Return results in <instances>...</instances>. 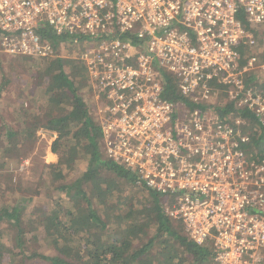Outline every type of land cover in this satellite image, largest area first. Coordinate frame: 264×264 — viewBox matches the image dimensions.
<instances>
[{"label": "built area", "instance_id": "2783aa9c", "mask_svg": "<svg viewBox=\"0 0 264 264\" xmlns=\"http://www.w3.org/2000/svg\"><path fill=\"white\" fill-rule=\"evenodd\" d=\"M43 28L83 66L104 157L216 264H264V143L245 152L233 109L264 125V0H0V52L61 55Z\"/></svg>", "mask_w": 264, "mask_h": 264}, {"label": "trees", "instance_id": "16d2710c", "mask_svg": "<svg viewBox=\"0 0 264 264\" xmlns=\"http://www.w3.org/2000/svg\"><path fill=\"white\" fill-rule=\"evenodd\" d=\"M40 32L57 47L61 46L59 43H65L66 50L64 51L66 53L67 49L71 48L70 45H67L69 42L67 36H57L47 28L41 29ZM241 52L244 56L247 54L246 49H241ZM42 59H47L44 71L50 76L48 87L45 90V93L50 96L48 101L52 106L58 105L61 102H59L60 99H55L50 95L58 92L60 96L65 97L67 104L70 105V109L63 113L57 114L50 109L49 113H46L45 124L41 126V128L45 127L57 133L52 146V151L58 155L57 163L64 160L71 162L76 152L80 153L78 150L80 143L71 144L66 148L67 151L59 150L56 147L59 140L74 131L69 127L72 120L81 125L79 128L85 139L81 149L82 152L84 149L89 152V157L87 169L78 179L72 183H61L57 186L59 191L74 189V192L68 193L69 197L66 199L57 193L52 208L49 211L41 212L39 227L43 226V231L53 242L56 251L51 254L33 252L30 256L42 258L48 264H216L211 241L199 245L188 239L186 235L179 233L176 226L178 225L185 234L184 225L181 220L168 216L162 204V196L150 191L142 183H138L136 178L130 176L126 168L103 157L104 153L103 150H100L99 142L100 127L94 116L86 114L84 103L77 96L74 81L71 79L72 75L85 74L83 66L79 62L69 61L61 55ZM65 63L67 64L66 68H64ZM167 79L171 82L170 78ZM250 79L247 83L251 82ZM164 94L177 98V93L171 83L165 85ZM33 130L34 127L27 124L24 129L5 132L6 140L0 149V174L7 180L13 174L9 166L7 167L5 164L8 163L10 157L19 159L17 156L21 151L13 139L27 132L32 133ZM79 131L77 130L78 133ZM73 136H77L76 133ZM257 141H259V137L253 134L251 142H249L252 144V148L260 142L264 143V130L261 141ZM62 145L65 146V143L60 141L58 146ZM86 152L83 154H87ZM99 169L113 171L117 177L128 181L132 187L145 191L143 201L126 206L127 202L125 201L124 204H121L123 205L122 209L113 215L112 219L106 220L102 209L97 206L98 204L91 203L87 199L85 191L82 190L83 183L88 182L90 178L105 180L103 175H100ZM113 184V180L107 183L103 194H101L102 197L109 194ZM17 189L19 190V188ZM20 190L21 192L16 195L17 199H13L14 202L2 200L1 197L4 193L0 194V225L7 223L5 229H0V234L9 232L13 247L16 249H19L21 237L26 234L24 231L26 222L34 221V219L28 220L23 216L27 215V212L24 211L32 199L26 197L27 192L24 191L27 189L20 187ZM83 203L84 205H82ZM13 228L16 229L15 233ZM63 235H67V237L62 239ZM6 254L9 255L8 246L0 240V264H5L3 260Z\"/></svg>", "mask_w": 264, "mask_h": 264}, {"label": "rangeland", "instance_id": "374dc122", "mask_svg": "<svg viewBox=\"0 0 264 264\" xmlns=\"http://www.w3.org/2000/svg\"><path fill=\"white\" fill-rule=\"evenodd\" d=\"M58 48V52L62 57H66L69 61H74L66 56L68 54L64 51L66 50L65 43ZM261 50L264 55V45ZM46 62L47 59L14 56L0 52V149L5 143L4 134L7 130H21L27 124H31L34 127L32 133L27 132L13 139V142L19 146L21 151L19 156H17L19 159L10 157L8 163L5 164V166H9L13 174L11 176L12 179L10 177L7 180L6 177L0 174V194L4 193L1 199L14 202L13 199H17V193L21 192L20 187H24L27 189L24 191L27 192L25 194L26 197H30L32 200L24 211L25 213L27 212V215L23 216L27 217L28 220L34 219V221L26 222L27 224L24 227L26 234L21 237L19 249L13 247L9 232H1L0 240L6 243L9 253V255L6 254L3 260L5 264H48L42 258L30 256L33 252L51 254V252L56 251L53 242L43 231V226L39 227L41 212L49 211L52 208L57 193L65 199L68 198V193H73L74 189L59 191L57 186L61 185V183L74 182L87 169L89 152H86L85 149L82 152L81 147L85 139L79 128L81 126L79 123L72 120L69 123V127L74 131L59 140L56 145L59 150L65 149L67 151L66 148L71 144L80 143L78 146L80 153L77 154L78 152H76L71 162L64 160L57 163L58 155L52 151L57 133L45 127L41 128L46 122V113H49L50 109L57 114L70 109L65 97L60 96L58 92L50 94L55 99H60L59 102H61L58 105L53 104L54 106H52L48 101L50 96L45 93V90L48 87L50 76L44 71ZM66 67L67 64L65 63L64 68ZM71 79L74 81L77 96L84 103L86 114L91 116L94 100L87 87L86 79L81 78L82 80H80L73 75ZM233 109L240 111L241 114L243 113V118L250 121V124L245 126L246 132L255 131V135L261 141L264 127V125H261V121L246 106H234ZM260 118L264 119V115H261ZM77 130H80L79 133ZM75 133L77 136H73ZM60 141H63L65 146L59 147ZM99 142L101 144L100 150H103V139L101 136ZM251 149L252 144L250 143L244 146V150L248 155ZM84 152L87 154H83ZM54 163L57 164L51 165ZM127 170L132 178L137 177L135 171ZM99 171L105 180L90 178L88 182L83 183L82 190L85 191V195L91 203L94 205L98 204L97 206L102 209L106 220L112 219L113 215L122 209L123 205L121 204H124L125 201L127 202L125 206L143 201V193H146L145 191L132 187L128 181L117 177L113 171L106 169H99ZM111 180L114 181V184L110 188L109 194L105 193L106 195L102 197L101 194H103L104 187ZM141 187L143 186L141 185ZM117 199H119L118 202ZM6 226L7 223L6 225L1 223L0 229H5ZM176 228L179 233L185 235L178 225ZM10 231L12 232L11 229ZM13 232H16L15 228H13ZM64 237H67V235H63L62 239Z\"/></svg>", "mask_w": 264, "mask_h": 264}, {"label": "crops", "instance_id": "0c3cea01", "mask_svg": "<svg viewBox=\"0 0 264 264\" xmlns=\"http://www.w3.org/2000/svg\"><path fill=\"white\" fill-rule=\"evenodd\" d=\"M84 72V71H83ZM76 77H78V79H80V78H85L86 79V75L84 74H79V75H77ZM80 80H82V79H80ZM93 98V97H92ZM94 100V99H93ZM94 105H95V103H94ZM93 114H94V106H93V108H92V115L91 116H93Z\"/></svg>", "mask_w": 264, "mask_h": 264}]
</instances>
